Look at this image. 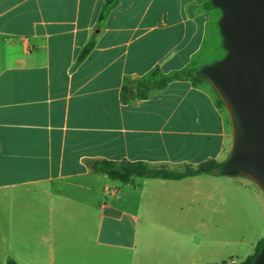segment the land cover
<instances>
[{
    "label": "crops",
    "instance_id": "1",
    "mask_svg": "<svg viewBox=\"0 0 264 264\" xmlns=\"http://www.w3.org/2000/svg\"><path fill=\"white\" fill-rule=\"evenodd\" d=\"M105 2L0 0V264H203L202 250L206 264H243L264 239V194L249 178L121 183L92 170L226 161L223 103L204 78L181 76L225 58L221 11L210 0H118L99 23ZM160 78L172 79L137 97L140 81ZM216 196L241 234L201 218L193 238V205L203 212Z\"/></svg>",
    "mask_w": 264,
    "mask_h": 264
},
{
    "label": "water",
    "instance_id": "2",
    "mask_svg": "<svg viewBox=\"0 0 264 264\" xmlns=\"http://www.w3.org/2000/svg\"><path fill=\"white\" fill-rule=\"evenodd\" d=\"M221 11L225 58L196 73L216 91L231 124L232 145L219 169L244 176L264 194V0H210ZM252 264H264V246Z\"/></svg>",
    "mask_w": 264,
    "mask_h": 264
},
{
    "label": "trees",
    "instance_id": "3",
    "mask_svg": "<svg viewBox=\"0 0 264 264\" xmlns=\"http://www.w3.org/2000/svg\"><path fill=\"white\" fill-rule=\"evenodd\" d=\"M118 0H106L105 5L99 15V23H102L106 18L109 10L117 3ZM209 5L212 6L211 2ZM94 45L92 39L85 45L82 49L79 59H84L89 52L91 51ZM181 76H186L195 80H201L203 78H197L193 73H184ZM180 77V75H175ZM173 77V78H174ZM172 78H160V79H150L140 81L137 85V91L139 92L138 98L144 99L147 97V93L151 89H162L170 82ZM228 159V157H227ZM226 159V161H227ZM225 161V162H226ZM224 162V163H225ZM224 163H216L214 161H206L194 169L187 170L185 172L169 171L164 166H151L143 162H109V161H100L96 162L92 166V170L105 174L110 180L119 181L121 183H127L132 176H140L145 178H158L165 180H178L183 177L196 176V175H211L213 173L219 174V169ZM220 175V174H219ZM264 246V239L261 240L257 246L253 256L246 260L243 264H252L255 257L261 251ZM6 264H15L12 261L7 262Z\"/></svg>",
    "mask_w": 264,
    "mask_h": 264
},
{
    "label": "rangeland",
    "instance_id": "4",
    "mask_svg": "<svg viewBox=\"0 0 264 264\" xmlns=\"http://www.w3.org/2000/svg\"><path fill=\"white\" fill-rule=\"evenodd\" d=\"M196 168V167H194ZM217 180L222 181V182H228L232 179L229 177H223V176H217ZM204 186V185H203ZM215 196V195H213ZM219 197H213L211 201H208L206 203L207 209L203 210V212L200 211V208H197L195 205H193V210H192V235L193 238H196L200 236L201 234V227H200V219H203V224H205L208 228V230H215L217 227L223 228L224 230V235L225 237H231V238H236L241 234V230L239 228L240 221L237 219H233L231 217V211L226 209L225 206L227 205H219ZM204 203V202H203ZM222 211V212H221ZM204 229V228H203ZM212 234H209V236H212ZM203 255V264L206 260H211L210 254L208 255V252H203L201 251ZM208 255V256H205ZM222 264V263H218ZM229 264V263H225Z\"/></svg>",
    "mask_w": 264,
    "mask_h": 264
}]
</instances>
